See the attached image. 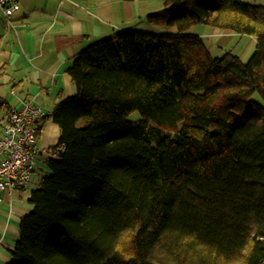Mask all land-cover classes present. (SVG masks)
I'll list each match as a JSON object with an SVG mask.
<instances>
[{
	"label": "trees",
	"instance_id": "16d2710c",
	"mask_svg": "<svg viewBox=\"0 0 264 264\" xmlns=\"http://www.w3.org/2000/svg\"><path fill=\"white\" fill-rule=\"evenodd\" d=\"M159 1L145 20L174 33L120 30L67 67L75 92L42 119L61 149L7 264L264 260V6ZM198 23L251 35L255 51L213 57L186 33Z\"/></svg>",
	"mask_w": 264,
	"mask_h": 264
},
{
	"label": "crops",
	"instance_id": "0c3cea01",
	"mask_svg": "<svg viewBox=\"0 0 264 264\" xmlns=\"http://www.w3.org/2000/svg\"><path fill=\"white\" fill-rule=\"evenodd\" d=\"M162 7L159 0H20L19 9L10 16L0 10V137L7 110L33 100L48 115L58 101L75 92L66 70L89 44L111 38L120 30L164 34L163 26L145 20V15ZM227 33L213 28L212 34L221 37ZM59 132L58 124L45 118L39 147L48 150L54 146ZM46 158L43 153L37 161L27 189L0 192V264L12 258L21 218L34 207L29 199L40 185L41 179L35 177L38 163L45 165Z\"/></svg>",
	"mask_w": 264,
	"mask_h": 264
},
{
	"label": "built area",
	"instance_id": "2783aa9c",
	"mask_svg": "<svg viewBox=\"0 0 264 264\" xmlns=\"http://www.w3.org/2000/svg\"><path fill=\"white\" fill-rule=\"evenodd\" d=\"M20 0H0V10L10 16L19 9ZM46 112L33 100L21 108H11L2 117L0 137V192L28 188L41 155H58L60 147L43 150L38 144V128ZM264 264V260L260 263Z\"/></svg>",
	"mask_w": 264,
	"mask_h": 264
},
{
	"label": "rangeland",
	"instance_id": "374dc122",
	"mask_svg": "<svg viewBox=\"0 0 264 264\" xmlns=\"http://www.w3.org/2000/svg\"><path fill=\"white\" fill-rule=\"evenodd\" d=\"M240 1L248 4L264 6V0H240ZM163 28H164L163 33H165L164 31L166 30L165 28L167 27H163ZM213 28L214 27L212 26H208L203 23H198L192 25L186 31V33L195 34L201 37L203 43L205 44L206 48L213 57H219L225 51L231 50L233 54L237 55L242 61L245 62L250 58L252 53L255 51L256 40L253 36L230 32V34L227 33L225 35H221L220 37L212 34ZM168 29L172 30V32L168 31ZM173 32H175L173 28H169V27L167 28V33H173ZM254 97L260 100V97L257 94H254ZM139 118H140V113L137 110L133 111L127 116V119L129 120H136ZM38 165H40L41 169L37 167V174L35 177L37 179H41L43 175L46 174V168L45 165L43 164L38 163Z\"/></svg>",
	"mask_w": 264,
	"mask_h": 264
},
{
	"label": "bare ground",
	"instance_id": "6f19581e",
	"mask_svg": "<svg viewBox=\"0 0 264 264\" xmlns=\"http://www.w3.org/2000/svg\"><path fill=\"white\" fill-rule=\"evenodd\" d=\"M35 172V171H34Z\"/></svg>",
	"mask_w": 264,
	"mask_h": 264
}]
</instances>
